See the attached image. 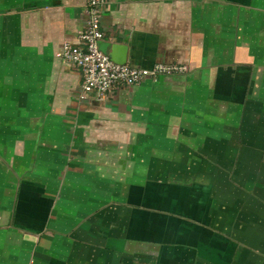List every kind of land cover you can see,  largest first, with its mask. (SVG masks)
<instances>
[{"label": "crops", "instance_id": "crops-1", "mask_svg": "<svg viewBox=\"0 0 264 264\" xmlns=\"http://www.w3.org/2000/svg\"><path fill=\"white\" fill-rule=\"evenodd\" d=\"M84 6L0 0V264H264V0H109L103 52L187 69L102 99Z\"/></svg>", "mask_w": 264, "mask_h": 264}, {"label": "built area", "instance_id": "built-area-1", "mask_svg": "<svg viewBox=\"0 0 264 264\" xmlns=\"http://www.w3.org/2000/svg\"><path fill=\"white\" fill-rule=\"evenodd\" d=\"M108 1L85 0L83 27L78 35V42L62 44L63 60L77 68L81 74L80 99H84L89 93L94 94L96 99H102L117 88L132 87L145 79H156L187 69L185 65L165 63H156L145 69L113 61L99 47L103 39L100 20Z\"/></svg>", "mask_w": 264, "mask_h": 264}, {"label": "rangeland", "instance_id": "rangeland-1", "mask_svg": "<svg viewBox=\"0 0 264 264\" xmlns=\"http://www.w3.org/2000/svg\"><path fill=\"white\" fill-rule=\"evenodd\" d=\"M256 16L255 15H251L250 16V18L249 19H251V20H254V21H251L250 20V23H251V25L253 24L255 27H251L252 29H248L247 28V30H243V32H241V28H239V30H236V28H235V37H237V38H239L241 41H242V39L240 38V37H244V36H247L248 38L247 39H245L244 41H246V42H249L250 40H253L254 41V39H256L255 37L259 34V33H261V31H258V24H259V22H260V20L262 19V17H261V19H259V17L257 16V19L255 20L254 18H255ZM257 27V28H256ZM262 36L264 35V33H262L261 34ZM6 35H5V33H1L0 34V58L2 57V53H4V55L6 56V54H7V52L5 51V50H7V49H9V50H11V51H13V52H16L18 49H16V48H9V44H8V46H7V44H6V46H4L5 44H3V41L5 40L6 41V37H5ZM251 38H253V39H251ZM264 38V37H263ZM4 41V42H5ZM243 42V41H242ZM260 42H262V40H260ZM6 43H7V41H6ZM261 44V43H260ZM6 52V53H5ZM16 63V60H14L13 59V65ZM22 79H26V78H24L23 76H22ZM27 84L28 85H31L32 84V81L31 80H28L27 81ZM28 165V164H27ZM27 167V166H26ZM8 178V177H7ZM7 178L5 177V176H0V183L1 182H3V179L5 180V181H7ZM12 176H11V180H12ZM9 180V179H8ZM15 182V180L13 179V183ZM11 181H10V184L12 185V191H14V188H15V186H14V184H13ZM11 187V186H10Z\"/></svg>", "mask_w": 264, "mask_h": 264}, {"label": "water", "instance_id": "water-1", "mask_svg": "<svg viewBox=\"0 0 264 264\" xmlns=\"http://www.w3.org/2000/svg\"><path fill=\"white\" fill-rule=\"evenodd\" d=\"M104 53H108V51L107 50H105L104 51ZM110 54V56H112V54L111 53H109ZM112 59H113V57H111ZM115 62H117V63H123L124 61L123 60H119V59H113Z\"/></svg>", "mask_w": 264, "mask_h": 264}]
</instances>
